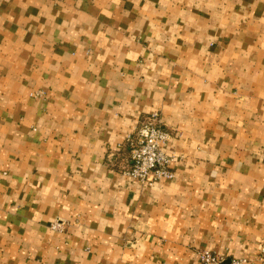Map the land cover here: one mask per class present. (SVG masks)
<instances>
[{
  "label": "crops",
  "instance_id": "0c3cea01",
  "mask_svg": "<svg viewBox=\"0 0 264 264\" xmlns=\"http://www.w3.org/2000/svg\"><path fill=\"white\" fill-rule=\"evenodd\" d=\"M153 111L174 176L145 185L125 140ZM261 247L264 0H0V264Z\"/></svg>",
  "mask_w": 264,
  "mask_h": 264
},
{
  "label": "built area",
  "instance_id": "2783aa9c",
  "mask_svg": "<svg viewBox=\"0 0 264 264\" xmlns=\"http://www.w3.org/2000/svg\"><path fill=\"white\" fill-rule=\"evenodd\" d=\"M41 94L40 91L31 93ZM171 134L163 128L158 111L143 116L133 134L126 137L129 153V166L123 174L132 180L145 185H152L160 180L172 179L174 174L170 168L173 156L164 151ZM51 228L62 230L63 222L55 220ZM264 252V247L260 248ZM199 264H246L247 258L235 257L225 262L221 256L208 249L197 252Z\"/></svg>",
  "mask_w": 264,
  "mask_h": 264
}]
</instances>
